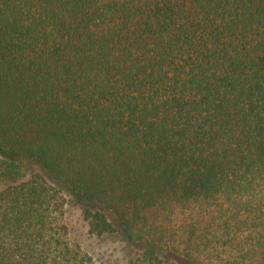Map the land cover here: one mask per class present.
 <instances>
[{
  "label": "trees",
  "instance_id": "1",
  "mask_svg": "<svg viewBox=\"0 0 264 264\" xmlns=\"http://www.w3.org/2000/svg\"><path fill=\"white\" fill-rule=\"evenodd\" d=\"M11 154L126 264H264V0H0V264H103Z\"/></svg>",
  "mask_w": 264,
  "mask_h": 264
},
{
  "label": "rangeland",
  "instance_id": "2",
  "mask_svg": "<svg viewBox=\"0 0 264 264\" xmlns=\"http://www.w3.org/2000/svg\"><path fill=\"white\" fill-rule=\"evenodd\" d=\"M3 155L8 154L1 152ZM10 158L19 160L26 168L27 176L34 173H41L51 183L57 185L62 189V193L65 199V220L67 221L71 236L78 239L82 248L89 253L96 261L103 264L120 263L126 264L129 260L133 259L138 252V246L128 245L121 238V235H103L92 236L86 233V223L82 219L81 209L88 207L90 209L99 208L104 211L100 206L95 205L92 202L86 201L81 197L73 194L56 179L50 176L44 169L38 164L32 162L28 158L22 155L11 154ZM106 212V211H104ZM162 264H189L181 261L176 257H169Z\"/></svg>",
  "mask_w": 264,
  "mask_h": 264
}]
</instances>
